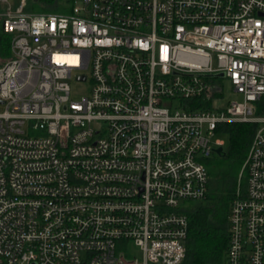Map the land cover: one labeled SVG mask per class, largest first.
<instances>
[{
	"label": "built area",
	"instance_id": "built-area-1",
	"mask_svg": "<svg viewBox=\"0 0 264 264\" xmlns=\"http://www.w3.org/2000/svg\"><path fill=\"white\" fill-rule=\"evenodd\" d=\"M0 4V264H184L234 123L257 128L225 264H264V0ZM223 79L243 101L216 110Z\"/></svg>",
	"mask_w": 264,
	"mask_h": 264
},
{
	"label": "trees",
	"instance_id": "trees-1",
	"mask_svg": "<svg viewBox=\"0 0 264 264\" xmlns=\"http://www.w3.org/2000/svg\"><path fill=\"white\" fill-rule=\"evenodd\" d=\"M75 0H68L74 4ZM40 12L56 13L59 0H27ZM3 8L0 4V13ZM12 58V36L0 26V66ZM264 111V99L259 113ZM256 124L234 123L225 126L230 147L214 154L206 166L210 177L209 193L204 200L190 203L187 259L184 264H225L229 245V212L238 188L239 175L256 131ZM246 178L241 186L245 187Z\"/></svg>",
	"mask_w": 264,
	"mask_h": 264
},
{
	"label": "rangeland",
	"instance_id": "rangeland-1",
	"mask_svg": "<svg viewBox=\"0 0 264 264\" xmlns=\"http://www.w3.org/2000/svg\"><path fill=\"white\" fill-rule=\"evenodd\" d=\"M1 1V0H0ZM14 6H18L19 0H9ZM68 0H59V7L57 8L56 13L67 14L72 10L73 5L67 2ZM27 11L38 13L40 9L31 7V5H27ZM223 87V97L219 99H215L213 102L214 109L216 110H224L228 107L230 102H242L243 97L241 94H238L233 91L230 86V83L223 79L221 81ZM91 84L90 83H82V84H73V98L79 100L82 95L88 94L90 91ZM178 104V101L175 102ZM2 111L0 107V112ZM213 140H220L224 142V150L227 151L230 147V137L228 134L223 132H218L214 135ZM185 203H181V206Z\"/></svg>",
	"mask_w": 264,
	"mask_h": 264
},
{
	"label": "water",
	"instance_id": "water-1",
	"mask_svg": "<svg viewBox=\"0 0 264 264\" xmlns=\"http://www.w3.org/2000/svg\"><path fill=\"white\" fill-rule=\"evenodd\" d=\"M220 76L223 77L224 74H222V75H220ZM223 151H224V148H223V147H219V148L215 149V153H216V154H221Z\"/></svg>",
	"mask_w": 264,
	"mask_h": 264
}]
</instances>
